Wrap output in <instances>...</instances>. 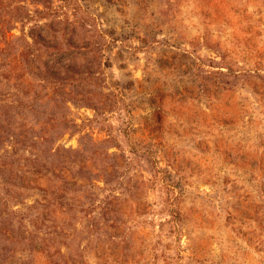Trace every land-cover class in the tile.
I'll use <instances>...</instances> for the list:
<instances>
[{
	"label": "rangeland",
	"instance_id": "rangeland-1",
	"mask_svg": "<svg viewBox=\"0 0 264 264\" xmlns=\"http://www.w3.org/2000/svg\"><path fill=\"white\" fill-rule=\"evenodd\" d=\"M0 264H264V0H0Z\"/></svg>",
	"mask_w": 264,
	"mask_h": 264
}]
</instances>
